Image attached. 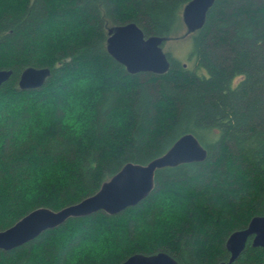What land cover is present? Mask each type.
Wrapping results in <instances>:
<instances>
[{
    "label": "trees",
    "instance_id": "16d2710c",
    "mask_svg": "<svg viewBox=\"0 0 264 264\" xmlns=\"http://www.w3.org/2000/svg\"><path fill=\"white\" fill-rule=\"evenodd\" d=\"M189 1L0 0V69L13 70L0 87V114L39 120L38 106L55 99L59 109L68 94L94 100L95 113L81 137L55 119L22 147L0 142V231L37 208L95 194L127 163L147 164L187 133L208 152L158 169L138 205L71 218L0 250V264H121L159 252L180 264H218L230 258L228 237L264 215V0H216L193 33L194 68L167 53L165 74H130L107 50L109 29L129 22L171 38ZM29 66L51 76L21 90ZM233 264H264V248L250 238Z\"/></svg>",
    "mask_w": 264,
    "mask_h": 264
},
{
    "label": "water",
    "instance_id": "95a60500",
    "mask_svg": "<svg viewBox=\"0 0 264 264\" xmlns=\"http://www.w3.org/2000/svg\"><path fill=\"white\" fill-rule=\"evenodd\" d=\"M216 0H190L182 10L187 32H195L206 22L207 13ZM170 38L159 35L146 36L135 22L113 26L108 31L107 50L130 74L151 72L165 74L171 68V60L163 50V43ZM12 69H0V87L8 82ZM51 76L49 67L29 66L19 79L21 90L39 89ZM208 152L198 138L187 133L180 137L164 154L147 164L129 162L112 178L105 181L100 190L83 200L60 210L37 208L11 227L0 231V250L9 251L40 236L43 232L66 223L71 218H81L103 211L117 215L129 207L138 205L154 190L156 171L182 163L200 162ZM252 238L254 247L264 248V215L254 216L248 226L234 231L226 241L230 258L218 264H233ZM121 264H180L166 252L155 254L136 253Z\"/></svg>",
    "mask_w": 264,
    "mask_h": 264
},
{
    "label": "clouds",
    "instance_id": "9594fccd",
    "mask_svg": "<svg viewBox=\"0 0 264 264\" xmlns=\"http://www.w3.org/2000/svg\"><path fill=\"white\" fill-rule=\"evenodd\" d=\"M98 86V82L94 87ZM80 85L73 86V93L77 92ZM94 100L91 98L78 99L74 94H68L65 104L56 107L55 99L38 106L40 118L37 120L35 112L32 118L25 123L20 124V117L17 111L10 109L4 114H0V142L3 140L14 141L16 146L22 147L31 139L43 134L45 129L53 126L55 119H59L61 126L66 128L75 137L83 136L91 127L94 119V110L92 109ZM62 113V116L60 115Z\"/></svg>",
    "mask_w": 264,
    "mask_h": 264
},
{
    "label": "rangeland",
    "instance_id": "374dc122",
    "mask_svg": "<svg viewBox=\"0 0 264 264\" xmlns=\"http://www.w3.org/2000/svg\"><path fill=\"white\" fill-rule=\"evenodd\" d=\"M193 33L194 32L188 33L187 27L184 24L178 29L177 34H174L170 39L163 43V50L166 53H170L174 58L190 68L196 66V60L193 55Z\"/></svg>",
    "mask_w": 264,
    "mask_h": 264
}]
</instances>
